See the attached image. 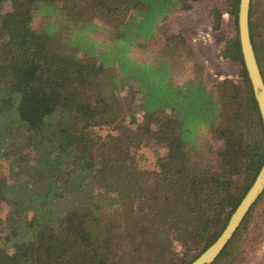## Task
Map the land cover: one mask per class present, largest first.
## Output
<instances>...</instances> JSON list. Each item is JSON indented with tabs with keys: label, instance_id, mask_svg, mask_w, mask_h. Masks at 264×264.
Segmentation results:
<instances>
[{
	"label": "trees",
	"instance_id": "obj_1",
	"mask_svg": "<svg viewBox=\"0 0 264 264\" xmlns=\"http://www.w3.org/2000/svg\"><path fill=\"white\" fill-rule=\"evenodd\" d=\"M191 2L0 0V264H190L220 235L264 162L238 35L221 50L241 65L238 83L208 84L197 66L176 83L179 64L194 62L177 33L149 58L135 55ZM238 4L227 0L235 25ZM220 17L213 8V30ZM125 89L139 96L126 110L135 127L124 121L101 136L95 129L108 125ZM150 142L166 150L157 171L135 155ZM263 197L211 264L243 263L239 237Z\"/></svg>",
	"mask_w": 264,
	"mask_h": 264
},
{
	"label": "rangeland",
	"instance_id": "obj_2",
	"mask_svg": "<svg viewBox=\"0 0 264 264\" xmlns=\"http://www.w3.org/2000/svg\"><path fill=\"white\" fill-rule=\"evenodd\" d=\"M213 8L221 12L220 26L213 30L210 24V13ZM254 11L252 18L258 19V32L260 38L264 41V0H254ZM38 18L34 19L33 25H37ZM170 33L182 35L192 47L194 52V62L179 64L176 72L172 75L176 83H182L190 77H194L199 67V78L208 84L228 78L235 82H240L241 65L221 56V50L225 47L230 38L238 35L237 25L227 10V0H192L191 7L187 10H178L168 16L161 22L158 34L144 47L138 48L135 55L139 60H145L149 53L156 52L161 46L164 36ZM197 66V67H195ZM130 99L132 102L130 103ZM118 110H113L109 117L108 125L96 128V133L106 136L112 131L115 133L114 125L125 121L130 127L135 125L129 123L126 110L134 103H139V96L130 95L125 89L120 93ZM136 121H141V114H136ZM206 141L213 144L209 136ZM215 144V143H214ZM165 147L159 143L143 144L136 149L135 155L137 163L141 169L146 171H157L156 160L165 154ZM1 174L7 176L5 165L0 167ZM264 197L261 203H258L249 216V224L243 229L239 239L241 249L245 259L242 264H264ZM258 220L263 222L256 224Z\"/></svg>",
	"mask_w": 264,
	"mask_h": 264
},
{
	"label": "water",
	"instance_id": "obj_3",
	"mask_svg": "<svg viewBox=\"0 0 264 264\" xmlns=\"http://www.w3.org/2000/svg\"><path fill=\"white\" fill-rule=\"evenodd\" d=\"M251 0H239L237 13L238 40L252 91L257 102L264 132V80L255 54L249 28V11ZM264 191V162L258 171L253 183L231 214L226 226L217 237L198 257L190 264H211L222 252L231 239L245 215Z\"/></svg>",
	"mask_w": 264,
	"mask_h": 264
}]
</instances>
